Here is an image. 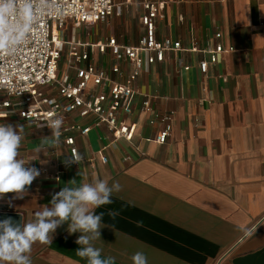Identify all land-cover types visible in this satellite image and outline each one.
<instances>
[{
    "label": "crops",
    "instance_id": "1",
    "mask_svg": "<svg viewBox=\"0 0 264 264\" xmlns=\"http://www.w3.org/2000/svg\"><path fill=\"white\" fill-rule=\"evenodd\" d=\"M140 1L91 28L68 22L60 33L66 42L60 74L70 50L88 45V63L105 69L112 83L127 82L133 65L123 61L121 74H111L116 62L97 44L114 36L136 46L144 31ZM163 10L157 38L180 41L181 47L163 62H146L132 83L133 113L121 114L135 125L130 140H114L94 115L74 112L67 122L91 130L74 132L83 159L66 167L70 153L63 137L57 145L47 126L18 112L2 121L24 126L20 157L41 175L23 199L5 194L0 213L20 214L26 223L71 179L79 186L99 177L122 186L113 203L95 209L104 214L105 228L94 246L115 264H133L136 252L148 264H264V0H168ZM218 44L224 50L203 74L199 64ZM40 90L66 102L53 86ZM145 97L172 126L165 144L155 141L165 125L150 124L152 114L142 111ZM110 211L119 214L113 218ZM67 227L65 222L56 230L52 243L33 245V264H86L76 255L80 233L69 235Z\"/></svg>",
    "mask_w": 264,
    "mask_h": 264
},
{
    "label": "built area",
    "instance_id": "2",
    "mask_svg": "<svg viewBox=\"0 0 264 264\" xmlns=\"http://www.w3.org/2000/svg\"><path fill=\"white\" fill-rule=\"evenodd\" d=\"M168 0H141V22L144 31L136 46L122 44L114 36L97 46L100 51H109L115 64L111 74L120 75V63L127 61L133 65L127 82L112 83L110 74L93 63H88L90 54L83 50L71 49L68 54L67 68L60 74L66 42L61 38V31L68 22L75 26L91 28L99 23H106L113 15L121 16L124 7L133 4V0H38L43 6L37 23L32 27L27 43L18 51L9 54L0 53V122L11 112H18L20 117L33 124L45 125L56 115L63 118L62 135L69 148L79 154L74 132L87 135L91 128L67 122V116L77 112L80 117L94 115L98 123L105 126L114 140H130L135 130L134 124L121 120V114L133 113V100L136 91L133 82L137 80L144 64L163 62L166 54L181 47L180 41L170 38L158 39L157 21L164 19L163 5ZM220 37V34H217ZM224 50L218 44L215 50L208 51L210 60H203L199 67L203 74L209 69V63L218 61V54ZM93 88H90V85ZM104 85H110L107 91H98ZM57 88L58 94L66 102L42 94L41 88ZM142 111L152 114L150 124L160 121L164 128L157 134L155 141L167 143L172 133L168 117L155 112L149 97L142 102ZM80 155V154H79ZM104 163L108 158L102 154ZM78 165V164H75Z\"/></svg>",
    "mask_w": 264,
    "mask_h": 264
},
{
    "label": "clouds",
    "instance_id": "3",
    "mask_svg": "<svg viewBox=\"0 0 264 264\" xmlns=\"http://www.w3.org/2000/svg\"><path fill=\"white\" fill-rule=\"evenodd\" d=\"M43 6L38 0H0V53H13L21 49L28 40L32 27L37 23ZM64 120L56 115L46 122L51 138L59 145ZM44 126V125H43ZM24 126L0 122V199L12 193V199H23L28 189L41 175L40 169L20 157L24 142ZM39 151V150H37ZM82 156L76 150L64 159L66 167L80 164ZM52 194L50 203L34 214V219L17 223L12 217L0 220V264H33V245L50 244L56 230L67 222L69 235L79 232L75 243L79 245L76 255L86 264H115L114 257H102V249L94 246L101 239L103 213L96 208L113 203L112 196L122 190L118 181L111 185L108 180L95 177L91 182L76 186V180ZM11 206V201H9ZM115 218L119 213L110 211ZM252 234V230H248ZM133 264H148L142 252L131 257Z\"/></svg>",
    "mask_w": 264,
    "mask_h": 264
},
{
    "label": "water",
    "instance_id": "4",
    "mask_svg": "<svg viewBox=\"0 0 264 264\" xmlns=\"http://www.w3.org/2000/svg\"><path fill=\"white\" fill-rule=\"evenodd\" d=\"M12 217L14 221H16L17 223H19L22 220V217L20 214H16V213H0V220L7 218V217Z\"/></svg>",
    "mask_w": 264,
    "mask_h": 264
}]
</instances>
